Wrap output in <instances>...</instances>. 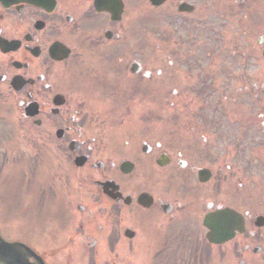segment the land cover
Masks as SVG:
<instances>
[{"label":"flooded vegetation","instance_id":"flooded-vegetation-1","mask_svg":"<svg viewBox=\"0 0 264 264\" xmlns=\"http://www.w3.org/2000/svg\"><path fill=\"white\" fill-rule=\"evenodd\" d=\"M169 77L193 105L192 139L175 145ZM0 101L18 123L38 103L25 122L49 125L82 184L78 205L52 195L33 202L30 228L0 224L15 244L0 264H264V0H0ZM224 209L235 236L215 244L206 218Z\"/></svg>","mask_w":264,"mask_h":264},{"label":"rangeland","instance_id":"rangeland-1","mask_svg":"<svg viewBox=\"0 0 264 264\" xmlns=\"http://www.w3.org/2000/svg\"><path fill=\"white\" fill-rule=\"evenodd\" d=\"M158 17L157 19L153 17L152 12L153 23L149 25L147 32L151 38V63L161 64L159 62L161 51L158 50L157 42L154 41L159 29L157 24L162 16ZM143 26L142 24L134 23L132 27L136 31L133 29L132 31H141ZM164 50L166 51V57L173 52L172 48L165 47ZM166 62L168 63V60ZM183 70L182 68L180 71L182 72ZM181 77L183 78L182 84L188 83L185 74ZM163 79L164 77L161 78V80ZM168 82L170 87L166 83L158 82L163 137L164 143L175 145L185 138L192 139L193 105H190L186 100L178 101L173 96V89L181 85L178 79L169 77ZM1 91L4 92V88ZM10 95H12L11 92ZM10 95L8 92L5 94L6 97L13 101ZM162 95L163 99L161 100ZM182 102L184 105L180 107L179 103ZM157 105L159 104L155 102L151 104L152 113ZM9 110L12 111V109L7 110L5 106L2 111L0 110V224L4 222L6 225L18 226L17 222L22 220L23 224L33 222L30 206L36 200V196L27 195L29 191L38 192L37 197L41 201L46 192L53 188L55 191L53 192L54 198H57L62 193L61 199H64L70 194L73 201V189L75 188L74 191H78L77 185L79 184H76L73 179L70 184L67 180L64 183L65 174L69 172V168L61 163V158L57 154L58 151L52 149L51 143H53V139L50 135H53V132L49 125L44 124L41 128H35L25 122L17 124L15 119L11 121L14 112L12 111L13 113L9 114ZM178 110H180L181 114L177 113ZM34 171L36 172L35 175H33ZM30 177L32 178L29 179ZM36 178L38 184L32 185L34 189H27L28 183L25 180L37 183ZM65 184L66 187H64ZM42 191L43 195L41 196L39 192ZM61 199H58V203ZM45 216H48V212L44 214ZM20 227H22V224H20Z\"/></svg>","mask_w":264,"mask_h":264},{"label":"water","instance_id":"water-1","mask_svg":"<svg viewBox=\"0 0 264 264\" xmlns=\"http://www.w3.org/2000/svg\"><path fill=\"white\" fill-rule=\"evenodd\" d=\"M224 217H227V215L225 214Z\"/></svg>","mask_w":264,"mask_h":264}]
</instances>
